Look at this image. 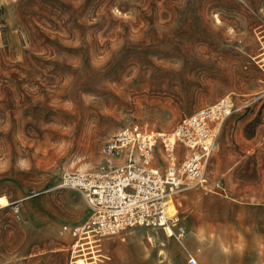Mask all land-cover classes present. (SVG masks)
I'll list each match as a JSON object with an SVG mask.
<instances>
[{"label":"rangeland","instance_id":"1","mask_svg":"<svg viewBox=\"0 0 264 264\" xmlns=\"http://www.w3.org/2000/svg\"><path fill=\"white\" fill-rule=\"evenodd\" d=\"M263 53L264 0H0V264H71L58 227L87 203L63 170L104 160L121 127L171 131L224 95L238 107L206 164L211 189L175 197L185 236L134 226L104 239L99 264H206L207 246L219 264L246 244L249 204L264 232Z\"/></svg>","mask_w":264,"mask_h":264},{"label":"built area","instance_id":"2","mask_svg":"<svg viewBox=\"0 0 264 264\" xmlns=\"http://www.w3.org/2000/svg\"><path fill=\"white\" fill-rule=\"evenodd\" d=\"M237 107L231 96L224 95L185 117L171 131L131 123L104 142L105 159L97 165L64 169L61 185L77 190L87 203L83 221L58 227L61 235L73 238L72 261L81 254L91 264H99L105 255L104 239H125L134 226L165 231L169 226L171 235L183 238L186 228L179 211L168 215L170 200L192 186L211 189L206 164L223 119ZM179 144L186 151L181 160ZM187 264H199L197 257L190 254Z\"/></svg>","mask_w":264,"mask_h":264},{"label":"crops","instance_id":"3","mask_svg":"<svg viewBox=\"0 0 264 264\" xmlns=\"http://www.w3.org/2000/svg\"><path fill=\"white\" fill-rule=\"evenodd\" d=\"M247 209L249 210L247 213L241 214L243 217L241 221H243V223L241 222L240 229L246 244H243L239 250L233 249L232 246L230 251L220 253L219 255H223L224 259H222L223 261L219 264H233L234 257L236 258L235 264H264V245L261 243L264 240V232L263 229H261L262 225H260V227L258 223L259 218L257 210L259 208L256 204H249ZM211 231V229L202 230V232L207 235H209L208 233ZM218 231L227 238L236 235V231L233 228H226L225 230ZM199 232L200 230L194 231V233ZM211 249L210 246H207L206 250L200 254V257L203 258L206 264H215L216 254Z\"/></svg>","mask_w":264,"mask_h":264},{"label":"bare ground","instance_id":"4","mask_svg":"<svg viewBox=\"0 0 264 264\" xmlns=\"http://www.w3.org/2000/svg\"><path fill=\"white\" fill-rule=\"evenodd\" d=\"M9 204H11V201L5 195L1 194L0 195V206H7ZM177 211H178V208H177L175 198H171L170 205L168 206V215L172 216ZM167 227H168V229L165 232H166L167 236H170L171 234H173V230L169 226H167ZM150 237L153 238L152 236H150ZM96 257H97V255H96ZM91 263L92 262H90L88 260V258L82 256L81 254H77L75 259L71 262V264H91Z\"/></svg>","mask_w":264,"mask_h":264}]
</instances>
